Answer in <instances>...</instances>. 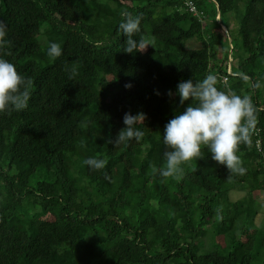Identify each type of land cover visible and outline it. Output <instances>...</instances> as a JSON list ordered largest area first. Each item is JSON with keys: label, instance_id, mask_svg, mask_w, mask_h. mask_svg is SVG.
<instances>
[{"label": "trees", "instance_id": "trees-1", "mask_svg": "<svg viewBox=\"0 0 264 264\" xmlns=\"http://www.w3.org/2000/svg\"><path fill=\"white\" fill-rule=\"evenodd\" d=\"M188 1L0 0V58L33 81L27 109L0 113V264H264V0H192L199 15ZM123 10L155 47L122 50ZM210 73L255 106L259 133L237 151L246 172L229 177L202 148L162 181L164 127L191 102L177 85ZM125 113H143L144 135L115 146ZM89 157L108 163L93 171Z\"/></svg>", "mask_w": 264, "mask_h": 264}, {"label": "clouds", "instance_id": "clouds-1", "mask_svg": "<svg viewBox=\"0 0 264 264\" xmlns=\"http://www.w3.org/2000/svg\"><path fill=\"white\" fill-rule=\"evenodd\" d=\"M122 19L119 23L121 35L127 37L123 51L134 53L144 52L148 46L155 47L154 39H146L143 36L139 40L134 36L141 31L139 15L123 10L120 13ZM220 22V15L217 16ZM226 31V27L221 24ZM7 26L0 20V49L10 47V41L6 40ZM231 47L233 40L229 38ZM10 55V52L6 53ZM47 56L56 60L62 55V48L56 42H51L47 48ZM232 57L229 67L231 69ZM69 79L77 75L75 68L70 70ZM33 81L19 73L16 66L5 58H0V113L11 114L20 112L28 107L32 93ZM259 81L255 87L260 88ZM130 88V84L125 85ZM180 96V104L191 101L183 112L176 114L165 125L163 131L164 165L160 168L151 167V174L158 175L162 181L169 179L179 180L184 172V166L190 165L193 160L204 157L202 148L211 153V158L220 165L226 166L229 177L243 175L246 169L242 166L237 155L241 144L251 148V136L254 133L257 117L256 109L250 96H240L228 93L217 87V77L208 74L204 79L194 82L193 79L181 81L177 85ZM171 95V92H169ZM143 113L132 115L125 113L123 123L125 125L112 141L115 146H127L131 140L139 142L144 133L135 127L144 122ZM93 171L103 170L108 161L105 158L89 157L83 161ZM195 170V169H193ZM107 178V176H106Z\"/></svg>", "mask_w": 264, "mask_h": 264}, {"label": "rangeland", "instance_id": "rangeland-1", "mask_svg": "<svg viewBox=\"0 0 264 264\" xmlns=\"http://www.w3.org/2000/svg\"><path fill=\"white\" fill-rule=\"evenodd\" d=\"M219 22V20H218ZM188 44L191 46V47H200L201 43L196 40V39H192L188 42ZM221 54V53H220ZM221 57V55L219 56V58ZM242 194L244 195V193H240V191H231L230 192V196H237V199H234V200H239L238 198H240L242 196ZM246 194V193H245ZM261 195V194H260ZM264 200V194L261 195V201ZM264 212V206L261 208V213ZM260 216V215H259ZM261 217V216H260ZM262 220V219H261ZM259 223L261 224H264V220L263 221H260Z\"/></svg>", "mask_w": 264, "mask_h": 264}, {"label": "built area", "instance_id": "built-area-1", "mask_svg": "<svg viewBox=\"0 0 264 264\" xmlns=\"http://www.w3.org/2000/svg\"><path fill=\"white\" fill-rule=\"evenodd\" d=\"M187 5H188V7H189V9H190L191 12H193L195 15H199L198 10H197V8L195 6V3L192 0H189L187 2ZM229 73H231V69L230 68H229ZM227 80H228L227 76H224L223 77V81L226 82ZM254 131L258 135L259 130L255 129ZM256 142H257L258 149L261 151L262 150V139H259L258 138ZM263 167H264V165H263Z\"/></svg>", "mask_w": 264, "mask_h": 264}, {"label": "crops", "instance_id": "crops-1", "mask_svg": "<svg viewBox=\"0 0 264 264\" xmlns=\"http://www.w3.org/2000/svg\"><path fill=\"white\" fill-rule=\"evenodd\" d=\"M232 191H238V190H232ZM240 193H244V195L242 194V196L240 198H238L239 200H241L242 198H244L246 196V194H245L246 192L240 191ZM230 198H231V200H234V199H237V196H235V195L234 196H230Z\"/></svg>", "mask_w": 264, "mask_h": 264}]
</instances>
